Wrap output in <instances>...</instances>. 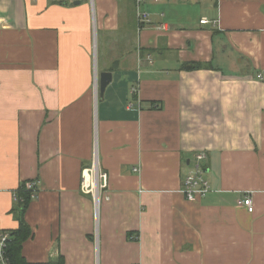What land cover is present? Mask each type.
<instances>
[{
  "label": "crops",
  "instance_id": "1",
  "mask_svg": "<svg viewBox=\"0 0 264 264\" xmlns=\"http://www.w3.org/2000/svg\"><path fill=\"white\" fill-rule=\"evenodd\" d=\"M137 6L0 0V230L38 180L30 263L264 264V0ZM199 152L210 190L189 201ZM95 153L98 208L82 191Z\"/></svg>",
  "mask_w": 264,
  "mask_h": 264
},
{
  "label": "built area",
  "instance_id": "2",
  "mask_svg": "<svg viewBox=\"0 0 264 264\" xmlns=\"http://www.w3.org/2000/svg\"><path fill=\"white\" fill-rule=\"evenodd\" d=\"M55 1H67V0H55ZM137 0V7L139 8V2ZM139 22L150 23L151 18L149 13L145 11L137 12ZM209 21L205 18L201 20V23H208ZM136 92V89H133ZM133 106L132 103L129 105ZM94 163L91 166L83 170L82 173V191L86 194H92L96 200V208L99 205V193L100 190L106 188L108 185V178L106 173H102L99 168L98 156L95 153ZM205 160L206 154L199 152L195 155L194 162L192 163L191 169L188 172L185 182L183 193L189 201H197L204 197L210 190L209 181L206 179L205 174ZM98 162V164H97ZM38 180H30L25 182V187L31 193L32 199L37 198L39 193ZM15 198L19 200L16 195ZM238 205L245 206L249 212L254 211L253 199L251 195H246L244 198L238 200ZM11 232L7 230H0V264H11V258L9 254V245L11 241Z\"/></svg>",
  "mask_w": 264,
  "mask_h": 264
},
{
  "label": "trees",
  "instance_id": "3",
  "mask_svg": "<svg viewBox=\"0 0 264 264\" xmlns=\"http://www.w3.org/2000/svg\"><path fill=\"white\" fill-rule=\"evenodd\" d=\"M17 196L19 197L18 201L22 215L20 217L19 228L17 230L10 231L11 241L9 245V254L11 264H64L65 260L63 255H59L56 259H51L50 261L43 263H30L23 256V244L33 236L32 229L24 217L25 211L32 201L31 193L26 189L25 183L21 185L19 192H17Z\"/></svg>",
  "mask_w": 264,
  "mask_h": 264
},
{
  "label": "water",
  "instance_id": "4",
  "mask_svg": "<svg viewBox=\"0 0 264 264\" xmlns=\"http://www.w3.org/2000/svg\"><path fill=\"white\" fill-rule=\"evenodd\" d=\"M112 81V73L109 71H103L100 73V96L103 97L106 87Z\"/></svg>",
  "mask_w": 264,
  "mask_h": 264
},
{
  "label": "rangeland",
  "instance_id": "5",
  "mask_svg": "<svg viewBox=\"0 0 264 264\" xmlns=\"http://www.w3.org/2000/svg\"><path fill=\"white\" fill-rule=\"evenodd\" d=\"M97 156H98V155H97ZM94 159H96V158H95V157H93V160H92L91 164H93V163H94V161H95ZM97 164H98V162H97Z\"/></svg>",
  "mask_w": 264,
  "mask_h": 264
}]
</instances>
